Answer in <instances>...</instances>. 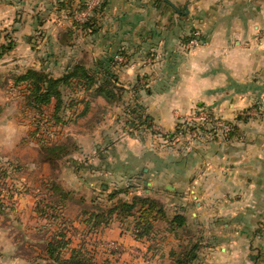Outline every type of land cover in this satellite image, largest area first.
<instances>
[{
	"label": "crops",
	"instance_id": "1",
	"mask_svg": "<svg viewBox=\"0 0 264 264\" xmlns=\"http://www.w3.org/2000/svg\"><path fill=\"white\" fill-rule=\"evenodd\" d=\"M170 1L183 13L165 0H106L101 11L89 13L98 30H82L80 43L67 34L76 31L59 21L63 6L55 9L58 0H8L4 6L25 11L21 47L33 55L29 69L59 77L87 55L106 66L117 53L127 59L107 66L117 75L113 84L122 89L117 106L94 91L75 96L81 111L75 124L83 132L76 137L78 155L61 169L68 186L77 187L75 181L86 188L109 182L138 184L146 176V192H165L168 212L191 213L188 223L200 244L193 264H264V118L258 119L264 117V0ZM33 4L34 11H29ZM53 14L58 22L51 21ZM36 32L42 36L35 43ZM196 33L201 44L189 48L188 39ZM134 106L167 134L183 116L202 111L230 124L232 134L213 138L211 131L200 130L196 149L185 146L176 155L169 152L174 151L172 141L168 150L159 152L160 141L152 143L141 134L152 126L133 131L130 113L123 116ZM94 113L102 115L95 127ZM245 113L253 117L239 121ZM86 123L91 126L84 132ZM12 142L13 147L18 144L17 139ZM131 191L122 196L134 194ZM103 233L106 239L138 243L116 225ZM13 242L0 228V264H31L15 252ZM138 244L143 252H151L148 244ZM161 255L155 262L151 256L150 264L171 261L170 254ZM143 261L141 257L137 264Z\"/></svg>",
	"mask_w": 264,
	"mask_h": 264
},
{
	"label": "rangeland",
	"instance_id": "2",
	"mask_svg": "<svg viewBox=\"0 0 264 264\" xmlns=\"http://www.w3.org/2000/svg\"><path fill=\"white\" fill-rule=\"evenodd\" d=\"M7 1L0 0V53H2L0 57V228L3 235L7 233L14 239L15 252L28 257L27 260L31 264H52V261L45 253L44 241L55 236L64 235L65 240L68 241V245L63 249V256L65 257H68L71 253L70 249H82L87 256L92 257L94 264H131V262H136L135 264H137L140 263L141 257L144 260V264H150L151 256L155 258H152L153 262H155L156 259H162V253L169 255L172 249L180 251L183 245H188L192 236V240L197 241L196 229L190 223L187 224L186 233H183V230L178 231L180 236L170 232L165 222L158 223L156 232L152 233L154 239L147 237L137 239L133 232L134 224L131 222L134 220L131 218L129 222L123 224L114 216L108 226L98 229H91L84 223L83 212L85 210L106 211L119 201L131 202L138 195L157 199L166 208V193L148 195V192H146L148 187L146 176H143V179L140 183L138 181V184L133 181H124L125 184H123L124 182L122 184L109 182L106 184H93V187L86 188L83 184L80 185L78 181H75L74 183L78 185L77 187L74 186L72 188V185H67L69 181L63 177L64 172L61 169H63L69 157L76 156L79 153V142L76 137H79V132L83 131H80L79 126L75 124L77 114L81 113V111H77V107H75L77 103L75 105L74 102H77L75 100L77 97L75 96L82 92L66 91L63 95L62 108L64 111L58 116L60 119L59 122L57 121L58 124L56 121H48L52 117L53 112L50 108H44L42 117L37 114L38 109L31 105L30 98L27 96L29 94L28 83L20 81V77L26 75L30 70L29 67L33 59V55H28L27 51L21 47V43L24 40L21 35L25 31L24 21L21 17L24 16L25 11L18 12L7 8L4 6ZM35 4L29 8V11H34L33 6ZM62 6L63 9L61 11L63 12L59 15H62L63 18L59 19V21L62 24L66 22L64 24L66 29L68 25V28L72 27L76 31L75 33L67 32L71 41L82 42L83 38L81 35H83V31L79 24L88 21L91 17H95L90 16L89 13L91 10L96 11V9L100 8V3L97 4L96 1L90 2L89 0H58V3L55 4V9ZM181 6L183 7L184 5L181 4ZM53 17L54 20L51 21L58 22L57 14H53ZM260 31L261 29L258 32L260 33ZM41 36L42 34L36 32L33 34L32 39L36 43ZM69 37H63L64 42L67 44H71ZM87 56L82 58L83 61L81 62L86 68H92L91 66L96 61H92ZM124 60L125 62L127 60L125 56ZM45 72L48 73V71ZM114 101L115 105L119 103L117 98ZM126 112L127 114L130 113L127 118L131 120L136 118L132 108H126L123 116ZM202 112L206 113L207 111ZM199 113L194 112L183 116L179 119L178 124H185L187 125L186 127H190L193 124L196 125L198 122L194 118L198 117ZM245 115L241 118L239 117V121L249 122V119L253 117L250 114L245 113ZM101 116L99 114L92 116L93 127L100 124L99 119ZM145 116L148 115L144 113V118ZM210 116V119H218V126L226 124L230 127V130H228L229 127L226 130L231 131L230 124L219 117L211 114ZM40 118L43 119L40 120ZM263 118V116L258 117L261 121H263ZM188 119H192L189 124L186 122ZM147 123L152 126L153 117L150 116ZM178 124L174 131L169 134L162 132L160 127L155 128V126H152L153 130L150 129V131L141 134L144 136L143 139L152 141V143L153 141L157 143L160 141L157 147L159 152L165 151V149L168 150L169 143L172 141V143H175L174 151L170 149L169 152L172 151L171 153L176 155L180 152L182 153V149H186L185 146L191 145L192 149H196V143L199 140L198 136H201L199 129L198 131H190L184 128V132H177ZM202 124L209 125L211 137L213 138L218 135L226 136L229 134L223 133L225 130L213 126L211 122H202ZM89 126H91V123L89 125L86 123V127L88 128ZM86 127H81L84 128L82 129L84 132L85 129L89 131V128L87 129ZM132 130L137 129L132 127ZM98 134L101 135L102 133L98 132ZM96 135L94 133L97 138ZM172 135H174V139L169 138ZM241 135L242 132L236 138L240 139ZM15 139L18 140V144L13 147L12 140ZM59 141L68 145L67 148L70 149L71 154L63 159L53 160L52 162L47 161V154L51 157L57 151H45L44 144H52ZM76 147L77 149H74ZM162 154L164 155L165 152ZM54 184L63 188L64 195H67L66 201H61L64 195L59 196L54 190L51 192V186ZM129 184L137 186L132 188L131 192L134 194L122 196L124 193L117 196L114 200L109 198V194L115 189L127 187ZM103 185H108V187L103 189ZM136 192L140 194H135ZM51 201H54L52 205L54 204L55 208L49 205ZM40 208L45 209L47 213H43ZM168 210L169 208L166 209V212L170 218L177 214L168 212ZM183 215L189 221L188 217L191 216V213L186 212ZM111 225H116L123 229V231L128 232L132 236V239L138 243H146L148 247L156 243L158 248L164 242V252L155 253L151 248V252L148 250H146L148 252H143V248L138 243L130 244L122 240L106 239L103 231Z\"/></svg>",
	"mask_w": 264,
	"mask_h": 264
},
{
	"label": "trees",
	"instance_id": "3",
	"mask_svg": "<svg viewBox=\"0 0 264 264\" xmlns=\"http://www.w3.org/2000/svg\"><path fill=\"white\" fill-rule=\"evenodd\" d=\"M105 4L106 0H103L100 7H103ZM98 11H101L100 8L97 12ZM79 26L82 27L84 32L91 30V33H93L98 30L95 17H91L88 21L79 24ZM194 36L195 35L192 34L190 36L191 39ZM190 37L188 39L189 42L191 41ZM1 56L2 53H0V57ZM114 57L110 62H106L108 63L107 66L124 64L116 62ZM107 66L103 60L97 61L92 68H86L82 62H77L70 67L66 73L59 77H54L44 70L30 69L26 75L20 77V81H26L28 83L29 94L27 96L30 98L31 105L38 109L37 114L42 117L44 108H50L53 112L52 117H50L48 121L59 122L60 119L58 116L64 111L62 108L63 95L67 90H72L73 92L94 91L97 95L103 96L107 101H114V99L118 97V92L122 89L113 84L112 80H115L117 75L111 73ZM133 111L136 114V118L131 120L134 128L151 126V124L147 123L150 116H145L144 118V112L139 106H134ZM41 119L43 118H40V120ZM186 126L187 125L185 124H178L177 132H184V128H187V130L190 131H198V129L203 132H207L208 130L211 131L209 125L193 124L190 127ZM229 134H232V132L230 131ZM170 137L174 139V135L169 136V138ZM67 147L68 145L62 144L60 141L52 144H44L45 151H57V153L53 154L51 157L47 154V161L52 162L53 160L55 161L69 156L71 151ZM74 149H77V147ZM134 187H136V185L129 184L127 187L115 189L109 194V198L114 200L121 194L129 193ZM53 190L59 196L64 195V190L60 185H52L51 192ZM66 197L67 195L65 194L63 198H61V201H66ZM52 203H54V201H51L49 205H51L52 208H55V205H52ZM40 210L43 211V213H47L45 209L40 208ZM83 216L84 223L91 229L108 226L114 216H116L123 224L129 222V219L131 218L134 220L131 222L134 224L133 232L137 239L143 237L154 239L152 233L156 232V226L158 223L165 222L170 232H174L178 235L179 230H183L182 232L186 233L188 224L186 216L182 213H177L174 217L170 218L167 215L165 205L161 201L150 197H141L139 195L135 196L131 202L119 201L106 211L85 210ZM192 239L193 236L190 238L188 245H183L180 251L174 249L170 251L171 261L168 264H193L198 259L200 244L198 241ZM44 243L45 253L52 261V264H94L92 257L87 256L82 249H70L71 253L69 256H63V249L68 245V241L65 240L64 235L59 237L55 236L52 239L45 240ZM150 248L155 253H158L159 251V247H156V243L151 244Z\"/></svg>",
	"mask_w": 264,
	"mask_h": 264
},
{
	"label": "built area",
	"instance_id": "4",
	"mask_svg": "<svg viewBox=\"0 0 264 264\" xmlns=\"http://www.w3.org/2000/svg\"><path fill=\"white\" fill-rule=\"evenodd\" d=\"M194 35L195 36L188 43L189 48H195V47H197V46H199L201 44V39H199L198 33H196ZM114 58H115V61L118 62V63H124L125 62L124 56L122 54H116ZM210 118H211V116H210L209 113L200 112L199 116L194 118V119L198 122L197 124H201L202 122H211V123H213V126L221 128V129L227 131L226 128L229 127L228 125L224 124L223 126H220V125L218 126L217 125V122H219L218 119H210ZM191 120L188 119V121H186V122H188V124H189V122ZM228 130H230V127L228 128Z\"/></svg>",
	"mask_w": 264,
	"mask_h": 264
},
{
	"label": "water",
	"instance_id": "5",
	"mask_svg": "<svg viewBox=\"0 0 264 264\" xmlns=\"http://www.w3.org/2000/svg\"><path fill=\"white\" fill-rule=\"evenodd\" d=\"M166 2H168L176 11H178L179 13H183V11L181 9H179L173 2H171L170 0H165ZM189 12L186 11V14H188Z\"/></svg>",
	"mask_w": 264,
	"mask_h": 264
}]
</instances>
